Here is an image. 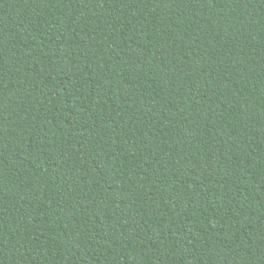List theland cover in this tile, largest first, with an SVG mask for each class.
I'll return each mask as SVG.
<instances>
[{
    "label": "trees",
    "instance_id": "1",
    "mask_svg": "<svg viewBox=\"0 0 264 264\" xmlns=\"http://www.w3.org/2000/svg\"><path fill=\"white\" fill-rule=\"evenodd\" d=\"M0 264H264V0H0Z\"/></svg>",
    "mask_w": 264,
    "mask_h": 264
}]
</instances>
